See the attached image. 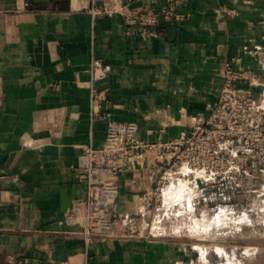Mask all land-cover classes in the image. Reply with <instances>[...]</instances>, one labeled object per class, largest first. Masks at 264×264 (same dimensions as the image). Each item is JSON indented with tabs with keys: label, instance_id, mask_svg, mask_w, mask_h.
<instances>
[{
	"label": "crops",
	"instance_id": "0c3cea01",
	"mask_svg": "<svg viewBox=\"0 0 264 264\" xmlns=\"http://www.w3.org/2000/svg\"><path fill=\"white\" fill-rule=\"evenodd\" d=\"M165 2L0 0V264L193 261L145 207L162 169L149 151L108 180L120 213L109 233L87 242L83 226L64 220L88 192V171L75 166L89 145L103 147L111 120L136 122L146 141L189 135L228 64L259 74L240 85L264 105V0H185L159 37L126 32L128 8ZM93 55L111 65L96 83Z\"/></svg>",
	"mask_w": 264,
	"mask_h": 264
},
{
	"label": "built area",
	"instance_id": "2783aa9c",
	"mask_svg": "<svg viewBox=\"0 0 264 264\" xmlns=\"http://www.w3.org/2000/svg\"><path fill=\"white\" fill-rule=\"evenodd\" d=\"M184 1L166 0L161 6L128 8L124 16L126 32L137 34L143 39L159 37L163 20L182 17L177 8ZM260 56L264 67V50L260 51ZM110 71L111 65L105 63L102 56L93 55L92 82L105 79ZM258 76L256 72L240 71L228 64L223 72L222 88L209 105V112L199 113L195 117L191 134L180 135L168 142L141 139L134 121L111 120L103 147L96 149L89 145L75 166L87 169L88 192L72 200L64 214L66 223L83 226L87 242L95 234L109 233L120 213L114 206L116 184L108 180L118 171L129 167L132 161L141 160L145 151L154 148L170 152L166 155L170 167L162 165L164 172L155 186L143 196L146 209H151V205L160 207L165 189L172 182L165 184L172 178L176 183L182 179L192 182L193 179L197 184L199 180L201 185L218 188L224 186L228 178L236 179L239 175L241 178H250L248 167L252 159L264 165V105L252 90L240 85V80ZM101 94L102 91L94 89V98ZM159 160L163 163V154ZM104 172L109 175L104 177ZM109 189L115 191L111 203L107 197ZM148 264L171 263L153 261Z\"/></svg>",
	"mask_w": 264,
	"mask_h": 264
},
{
	"label": "rangeland",
	"instance_id": "374dc122",
	"mask_svg": "<svg viewBox=\"0 0 264 264\" xmlns=\"http://www.w3.org/2000/svg\"><path fill=\"white\" fill-rule=\"evenodd\" d=\"M148 151L156 159L163 154L161 164L170 167V152ZM248 170L250 178H228L221 188L168 180L160 207L150 206L155 230L187 243L197 264H264V165L252 159Z\"/></svg>",
	"mask_w": 264,
	"mask_h": 264
},
{
	"label": "bare ground",
	"instance_id": "6f19581e",
	"mask_svg": "<svg viewBox=\"0 0 264 264\" xmlns=\"http://www.w3.org/2000/svg\"><path fill=\"white\" fill-rule=\"evenodd\" d=\"M108 175H109L108 172H104V173H103V176H104V177H107ZM114 194H115V191H114V190H112V189L107 190V197H108V201H109V203L112 202L113 197H114ZM106 218H108V216H106ZM214 230H215V229H214ZM212 231H213V230H212Z\"/></svg>",
	"mask_w": 264,
	"mask_h": 264
}]
</instances>
